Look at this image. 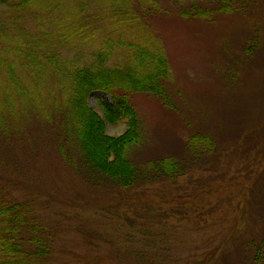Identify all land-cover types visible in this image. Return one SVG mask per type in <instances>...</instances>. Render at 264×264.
<instances>
[{"label": "rangeland", "instance_id": "rangeland-1", "mask_svg": "<svg viewBox=\"0 0 264 264\" xmlns=\"http://www.w3.org/2000/svg\"><path fill=\"white\" fill-rule=\"evenodd\" d=\"M248 1L58 0L51 13L54 0H42L49 20L25 27L54 32L65 19L56 35L66 41L57 50L39 43L41 50L79 73L112 46L118 55L108 66L120 64L123 50L122 70L134 68L128 88L141 82L118 118L99 104L112 101L108 94L85 100L131 160L113 147L118 166L101 163L107 174L81 144L83 120L70 118V133L61 131L79 78H41L48 58L22 51L9 33L0 63L33 55L38 65L26 74L21 62L12 79L0 64V118L10 123L0 134V201L27 202L49 225L54 264H255L264 244V0ZM129 43L143 50L140 65ZM157 69L156 88L145 87Z\"/></svg>", "mask_w": 264, "mask_h": 264}, {"label": "trees", "instance_id": "trees-1", "mask_svg": "<svg viewBox=\"0 0 264 264\" xmlns=\"http://www.w3.org/2000/svg\"><path fill=\"white\" fill-rule=\"evenodd\" d=\"M57 1L58 0H54V2H51V5L55 6L50 10L51 13L57 12V10L54 9L56 8V6H58V3H56ZM240 2L244 3L243 7L249 4L247 3L249 2L248 0H237L238 5ZM45 6L43 7L42 0H0V51H8L5 49V47L2 48L1 46L7 44L6 42H4V40L11 39L9 33L13 32V34H15L13 38L15 39V41H17L14 44H24V49L22 51H26V53L28 51L31 53V51H34L35 49L39 53L42 51V55H45L48 58L49 61L44 60L40 63L41 68L39 69V75H41V78H47L57 71H62V73L58 72L60 76H67V74L70 73L73 76L75 75L76 78H79V80H75L77 83H74L71 87V89H73V93L70 96L71 98L69 99V105H71L72 107L73 101L76 99L77 102L75 109L77 111V115L72 113V107L69 109H67L68 107L64 109V112L69 113L71 116L69 115V119L62 117L63 120L61 124V131L70 133L68 129L70 118H72V120L75 119L78 122H80L79 119H81V121L83 120L85 130L84 135H82L83 137L81 140V144H84V146L88 148L87 153L89 154L90 158L92 157L91 159H93L96 164L94 165V168L97 169V167L99 166L98 171H101L102 174H107L102 171L103 168H101L100 166L101 163L104 164L105 162L106 165L113 167L116 165L118 166V156H114L113 153L115 152V150L112 149L113 147L119 146V148L116 149L118 153L121 150V155H123L124 160H131L129 156L124 153V150L126 149H124V145L121 144L119 140L113 142L110 138L106 137L103 134L104 130L101 121L98 119L94 111L87 108L85 100L88 96L97 91L108 94L109 96H111L112 101L102 100L99 104H101V106L110 116L118 118L129 113L128 109H130L131 107V103L127 98L129 96V91H133V89L140 90L141 82H136L134 79H132V81H130L132 83V87L128 88V86H130L128 80L129 77L125 78V74L131 72L134 68L132 70L131 68L124 71L122 70L123 66H125L126 59L122 54L123 48H121V42L119 44V49L121 48L122 51L120 52L121 54L117 56V58H120L118 60L120 62L119 65L115 64L113 66H108V63L112 60L113 55L116 53V51H112V46H110L104 55L103 53H101L98 54V56H93L92 60L95 61V63H91L90 65H87V67L82 68L81 72L79 73L72 72V68L70 66L71 64L66 59L60 58L59 55L55 56V54L57 53L51 54L49 52L48 54H46L43 50L40 49L41 47L39 46V43H43L45 45L47 44L45 49L55 48L57 50L60 42L64 43L66 39H63L65 38L64 35H59L58 37L56 35V32L59 34H63V32L61 31H64L66 24L64 23L65 19L61 23V29L57 27V25L59 24H54V32L44 31L42 33H34V31L31 29L27 30L25 25L26 23H32L31 20H34L35 22L38 21L37 23L39 24L42 23L41 20H44V22L49 20L50 17H48L46 13H41V11L45 9ZM33 7L35 8L33 9ZM239 8L240 6L237 7V10ZM126 12L127 11H125V13ZM56 28L58 29L56 30ZM65 33L66 32H64V34ZM16 36L22 38L16 39ZM59 39H61V41H59ZM23 42L29 43V45H26V43ZM130 49H133L131 52L133 54L132 58H136L137 61L144 60V58L146 57L145 54H143L142 49L138 50L137 47L132 48V44H130L126 50L129 51ZM1 55L3 54L1 53ZM27 56L28 57H26V59L23 61L11 60L12 57L10 56L7 60V63L4 62L5 59L1 61L0 64H5V66H7L6 69H8V72L10 73L9 78L13 77L15 79L16 77L17 79H19V75H21V73H17V71L22 70L18 69L20 67L16 66H21L24 61H27V63L24 62L23 66L21 67L25 68V72H30L31 70H34L36 68L34 66L38 64H35V61L32 58L33 55ZM121 61H123V63ZM30 62L33 63L34 66H31ZM140 64L141 61L139 62V65ZM139 65L136 67L138 68ZM26 74L28 73L26 72ZM159 74H162L161 70L157 69V72L153 74L155 76L154 82L152 83L153 78L148 77V80H145L146 82L142 81V84L145 82V87L148 86V88H151L152 90L155 89V85L160 81ZM31 75L34 76L35 74L32 73ZM40 81L42 80L39 79V82ZM3 108L6 109V107ZM78 114L80 115L78 116ZM1 115L2 113H0V116ZM5 121V118H0V134L2 133L4 135H7V133L9 132L5 133L3 132V129L4 127L8 126L7 124L10 123H8L9 121ZM79 133L81 134V132ZM212 141L214 142V140ZM77 142L79 144L80 141ZM105 145L112 146L106 150V148L104 147ZM102 147L105 149L106 153L112 154L108 163L106 162V153L103 151L102 157L100 155ZM85 169L87 170V172L89 171L88 173L92 181H102L97 173L94 175L93 172H91V170L93 169H91V163L89 160H87V163L85 164ZM96 175L98 177H96ZM1 196H3V194ZM20 203L21 202L13 201L10 203H6L4 200L0 201V264H54L50 258V255L53 252V247L52 245H50L51 236L46 233L49 225L44 224L37 218L33 217V211L30 210L32 208L30 204H27V202H25L26 204L22 206ZM257 250L259 251L255 255V257L253 256V263L255 264H259V258L264 255V244Z\"/></svg>", "mask_w": 264, "mask_h": 264}]
</instances>
